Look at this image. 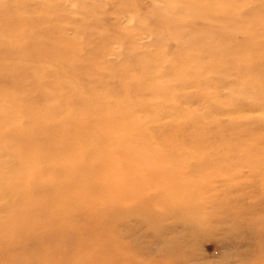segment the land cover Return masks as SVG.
<instances>
[{"label": "rangeland", "instance_id": "1", "mask_svg": "<svg viewBox=\"0 0 264 264\" xmlns=\"http://www.w3.org/2000/svg\"><path fill=\"white\" fill-rule=\"evenodd\" d=\"M0 264H264V0H0Z\"/></svg>", "mask_w": 264, "mask_h": 264}, {"label": "bare ground", "instance_id": "2", "mask_svg": "<svg viewBox=\"0 0 264 264\" xmlns=\"http://www.w3.org/2000/svg\"><path fill=\"white\" fill-rule=\"evenodd\" d=\"M210 2V1H209ZM211 7V6H210ZM214 8V7H213ZM215 9V8H214ZM217 9V8H216ZM208 10H210V9H208ZM213 10V9H212ZM213 11H215V10H213ZM29 13V12H28ZM203 14V13H202ZM207 16H209V15H207ZM211 17V16H210ZM203 19V18H202ZM209 19V18H208ZM207 20V19H206ZM253 26V25H252ZM254 27V26H253ZM250 28V27H249ZM70 46V45H69ZM61 101V100H60ZM83 102H85V101H83ZM62 104V103H61ZM60 106V105H59ZM56 109V108H55ZM129 146H130V144H129ZM122 147V146H121ZM127 148V147H126ZM148 149V148H147ZM126 150H128V149H126ZM59 151V150H58ZM151 151V150H150ZM154 151V150H153ZM68 152V151H67ZM59 153V152H58ZM66 153V152H65ZM151 154H152V152H150ZM129 151H128V156H129ZM157 154V153H156ZM133 155V154H132ZM126 156V155H125ZM134 156V155H133ZM132 156V157H133ZM137 156V155H136ZM141 156V155H140ZM107 157V156H106ZM106 157H105V159H106ZM108 158H110V157H108ZM113 158V157H112ZM111 158V159H112ZM127 158V157H126ZM125 158V159H126ZM134 159H135V157H133ZM140 157L138 156V159H139ZM116 159V158H115ZM160 159V158H159ZM102 160H104V159H102ZM132 161V160H131ZM134 161V160H133ZM113 162V161H112ZM236 162V161H235ZM119 163H120V161H119ZM130 166V165H129ZM129 166H128V168H129ZM178 166V165H177ZM82 167V166H81ZM117 169V168H116Z\"/></svg>", "mask_w": 264, "mask_h": 264}]
</instances>
